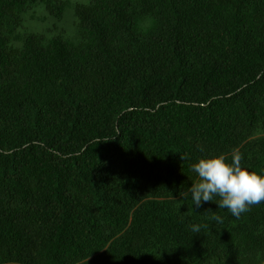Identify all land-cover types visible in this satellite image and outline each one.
Masks as SVG:
<instances>
[{
  "label": "trees",
  "instance_id": "obj_1",
  "mask_svg": "<svg viewBox=\"0 0 264 264\" xmlns=\"http://www.w3.org/2000/svg\"><path fill=\"white\" fill-rule=\"evenodd\" d=\"M233 149L264 176V0H0V264H264V201L189 191Z\"/></svg>",
  "mask_w": 264,
  "mask_h": 264
},
{
  "label": "clouds",
  "instance_id": "obj_2",
  "mask_svg": "<svg viewBox=\"0 0 264 264\" xmlns=\"http://www.w3.org/2000/svg\"><path fill=\"white\" fill-rule=\"evenodd\" d=\"M242 160L239 149H233L230 163L220 155L202 158L193 164V171L199 178V182L189 188L193 204L199 207L201 202H213L214 197H219L218 208L227 209L239 218L251 206L264 201V176L243 168ZM212 219L222 222L218 215ZM192 231L199 233L200 226L193 225Z\"/></svg>",
  "mask_w": 264,
  "mask_h": 264
},
{
  "label": "rangeland",
  "instance_id": "obj_3",
  "mask_svg": "<svg viewBox=\"0 0 264 264\" xmlns=\"http://www.w3.org/2000/svg\"><path fill=\"white\" fill-rule=\"evenodd\" d=\"M73 0H71L72 2ZM34 12L35 19L31 21L30 15ZM73 18L72 11L67 10L62 21L58 22L56 19L50 17L44 10L43 6H39L34 11L28 13L25 18L24 30L29 32L43 34L49 29L57 26L58 28L64 29L68 36L73 35Z\"/></svg>",
  "mask_w": 264,
  "mask_h": 264
}]
</instances>
